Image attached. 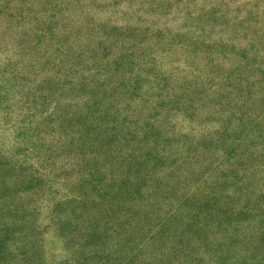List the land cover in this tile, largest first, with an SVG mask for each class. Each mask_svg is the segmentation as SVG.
<instances>
[{
  "label": "rangeland",
  "instance_id": "rangeland-1",
  "mask_svg": "<svg viewBox=\"0 0 264 264\" xmlns=\"http://www.w3.org/2000/svg\"><path fill=\"white\" fill-rule=\"evenodd\" d=\"M0 264H264V0H0Z\"/></svg>",
  "mask_w": 264,
  "mask_h": 264
}]
</instances>
